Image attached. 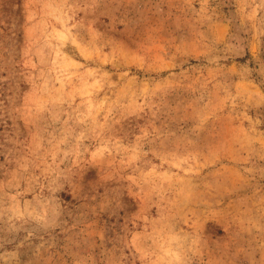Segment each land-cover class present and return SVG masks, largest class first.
Instances as JSON below:
<instances>
[{
	"label": "rangeland",
	"instance_id": "rangeland-1",
	"mask_svg": "<svg viewBox=\"0 0 264 264\" xmlns=\"http://www.w3.org/2000/svg\"><path fill=\"white\" fill-rule=\"evenodd\" d=\"M0 264H264V0H0Z\"/></svg>",
	"mask_w": 264,
	"mask_h": 264
}]
</instances>
